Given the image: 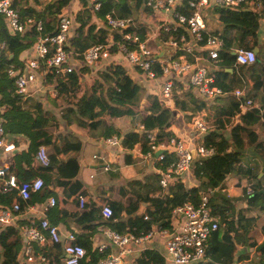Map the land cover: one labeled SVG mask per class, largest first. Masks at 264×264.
Instances as JSON below:
<instances>
[{"label":"trees","instance_id":"1","mask_svg":"<svg viewBox=\"0 0 264 264\" xmlns=\"http://www.w3.org/2000/svg\"><path fill=\"white\" fill-rule=\"evenodd\" d=\"M46 1L14 0L12 6L22 19L33 17L35 20H41L44 26L43 34L55 33L58 16L67 12L71 26L66 50L73 54L72 58L81 60L86 49L94 45H104L111 39L119 40V33L105 25L107 14L119 18L133 17L140 13L143 0H99L101 8L94 15L89 0ZM253 1L254 7H257L253 12L221 8L214 11L221 20V30H216L213 34L220 36L224 42L223 49L219 52V66L223 67V70H234V50L254 51L257 48L259 22L264 18V0ZM74 2L77 4L75 13L70 10ZM101 22L104 26L98 25ZM125 31L131 30L128 28ZM137 34L143 36L144 30L141 29ZM36 37L33 27L22 34H10L4 18L0 16V44H4V49H0V120L7 138L8 135L22 136L28 141L26 151L13 155L11 173L16 176L18 182L37 177L43 180V190L33 194L28 205L42 203L53 196L56 204L49 212L51 224L57 225L58 220L70 217L78 224L89 225L86 227L88 230L93 231L95 223L99 222L120 235L145 234L152 225L169 228L170 213L174 208L187 202L197 205L200 192L219 189L227 175L240 169L238 158L245 145L243 139H248L247 135L249 139H255L252 128L264 119V114H260L258 109L252 108L241 117L240 125L232 128L228 140L219 134H210L205 138L206 146L214 148L215 153L200 164L194 163L192 171L193 179L198 183L197 187L188 188L179 181L174 182L170 185L168 194L156 198L150 191L143 194L139 188L113 185L101 190V200H90L83 194V187L77 180V158L81 142L77 136L61 134L60 123L66 126L75 125L77 129L86 131L96 139L116 136L120 139L123 149L132 150L134 146L139 145L141 152L145 154L144 134L132 129L122 136L114 129L113 120L120 117H136L145 132L157 131L159 137H168L171 135L164 130L172 115L170 110L162 108L160 96L159 99L153 95L147 96L145 89L129 76L122 63L124 60L117 54L115 46L111 49V53L115 54H111L106 60L108 64L104 69L95 71V77L88 88L82 90L79 75L90 73L94 67L83 66L69 74L66 81L56 80L57 96L48 98L46 105L58 110L60 119L46 111L41 102L28 103L30 100L14 94L13 80L5 71L12 66L22 72L24 60L29 57ZM161 40H166V36ZM234 76L222 71V78L217 77V86L223 91L229 90L235 84ZM51 79L52 75L48 74L44 84L50 85ZM173 84L177 87L176 82ZM252 85L254 90L259 87L264 89V75L253 78ZM178 89L182 90L179 86ZM190 90L191 88L183 90L181 96L174 99L173 105L176 110L189 113L191 118L201 112L205 104ZM225 112L228 117L233 116V111L229 112L228 108ZM218 124L221 126L220 120ZM40 146H44L49 158V167L46 169L36 168L35 153ZM172 161L170 156H165L162 162L154 164L157 169L162 170ZM49 185H52L53 189H49ZM15 193V190H12L10 194L0 195V205L11 204ZM214 194L215 192L209 198V205L212 212L220 217L219 226L207 240L208 261L197 264H232L246 260L248 255H242V252L250 248L254 249L256 259L248 264H264V241L257 244V233H253L255 227L257 228L255 221L245 218L241 211L235 213L233 205L224 196ZM81 195L84 198L82 208L78 202ZM257 197L255 194L248 197V205L258 202ZM105 206L112 212L109 219H103L100 214ZM142 206L146 208L143 213L140 212ZM148 206H151V209ZM262 207L264 209V206ZM23 211L24 209L20 213ZM144 216H147L149 221H145ZM260 229L264 235V227ZM81 244L85 249V257L80 264H97L107 255V252L99 253L93 249L87 241H82ZM21 247L17 228L12 225L0 227V264H23L18 258ZM51 250L53 254L47 255V264H59L61 245H53ZM134 264L166 263L157 252L144 250Z\"/></svg>","mask_w":264,"mask_h":264},{"label":"built area","instance_id":"2","mask_svg":"<svg viewBox=\"0 0 264 264\" xmlns=\"http://www.w3.org/2000/svg\"><path fill=\"white\" fill-rule=\"evenodd\" d=\"M14 0H0V16L4 18L6 27L10 34H22L33 27L37 37L31 47L29 57L24 60L22 72L15 70L12 66L6 69L5 74L13 80L14 94L28 99L29 88L42 80L39 90L45 88L46 76L52 75L49 89L46 95L52 98L57 96L56 80H67L72 72L76 71L75 63L79 61L80 66L95 67L99 62L107 60L113 46L117 54L128 66L139 70L147 79H162L160 83L161 106H165L178 97L173 81L166 78L174 75L185 79L187 85L204 101L215 97L226 95L220 88L214 85V79L206 67L200 64L204 59L219 62V52L223 49V39L207 30L203 11L205 8L217 6L227 10H245L253 12V0H187L176 7L178 0H143L140 14L145 16L136 21L132 17L119 18L113 14L105 16V25L112 31L119 33L118 41L109 40L104 45H94L84 51L81 60L72 58L67 52V41L71 26V19L67 12L58 16L57 31L53 34H43L44 26L41 20L33 17L21 18L14 10ZM54 0H47L52 2ZM91 12L94 15L101 8L99 0H89ZM182 2V1H181ZM264 20V18L262 19ZM131 31H125L127 29ZM144 30L143 36L137 34ZM166 36L167 49L172 50L174 57L159 59L150 41L155 38ZM4 49V44H0ZM234 66L248 68L256 62V55L252 50L236 49L233 51ZM233 95L239 102L238 107L245 114L252 109V101L247 99L242 92L235 90L228 93ZM193 128L202 136L198 139L195 150H190L184 140L175 136H158L157 131L145 132L142 125L138 131L144 134L146 152L140 150L139 164L146 160L162 162L165 156L172 158V163L165 169H157L156 181L158 190L153 197L168 194L170 185L174 182L185 181L184 176L191 173L193 176V165L211 158L215 150L207 147L204 135L209 132V126L200 115L192 120ZM102 145L107 147H121L120 139L116 136L102 138ZM141 148V147H140ZM0 150L7 156V160L0 163V195L10 194L15 190V199L7 206L0 205V227L12 225L18 229L22 247L19 253V262L23 264H47V255L51 246L61 245L62 258L59 264H80L85 257V249L77 240V234L72 231H61L57 226L50 223L48 212L55 207L56 199H47L41 210L39 219L28 220L25 224H19V215L22 209L35 211V207L28 205L33 194L43 190L44 182L40 177L32 180L18 182L16 176L11 173L13 162L11 156L16 150L15 144L9 141L4 134V126L0 120ZM157 154V155H156ZM99 160V171L102 174L113 173L108 160L93 156ZM36 165L39 168L49 167V158L44 146H40L35 153ZM154 177V178H155ZM93 178V176H90ZM215 190L208 189L200 192L199 203H184L174 208L170 213L169 228L152 225L150 229L141 235L126 233L123 235L110 228L99 229L108 240L107 244L96 247L99 253L107 252L97 264H134L135 259L141 253L142 247L152 242L155 238L163 240L165 256H161L166 264H197L208 261L206 248L207 240L219 226L220 217L213 213L209 198ZM249 194V193H248ZM79 207L84 205V198L79 197ZM151 207V206H150ZM103 219H109L112 215L109 207H103L100 211ZM145 221H149L144 216ZM131 256V260L128 257ZM232 264H246L245 262H234Z\"/></svg>","mask_w":264,"mask_h":264},{"label":"crops","instance_id":"3","mask_svg":"<svg viewBox=\"0 0 264 264\" xmlns=\"http://www.w3.org/2000/svg\"><path fill=\"white\" fill-rule=\"evenodd\" d=\"M182 1V2H181ZM187 0H178L176 7H179L181 4L186 2ZM77 4L74 2L70 8L73 13L76 12ZM216 9H220V7L212 6L205 8L203 11L204 19L206 22V15L212 16L216 19V25L218 28L210 29L207 26V30L210 33H214L216 30H221V20L219 16L214 13ZM224 9V8H221ZM69 11V10H68ZM260 28L258 31V44L257 48L254 49V53L256 55V62L248 67V68H239L234 66L232 69H224L220 67L219 62H215L212 60L204 59L200 62L201 65L206 67L208 71L211 73V76L214 79V85L217 86V77L219 79L222 78V71L227 72L228 74H234L235 84L226 92V95L218 96L209 101H204L198 98V96L192 91L191 93L197 97V99L205 104L204 109L201 110L196 115H200L203 121L209 126V132H207L203 137L205 138L210 134H219L222 135L226 140L230 137V132L232 128L236 125H240L241 117L244 115L238 107V100L231 94L235 90H238L243 93V95L252 101L253 109H258L260 114H264V89L259 87V89L253 88V78L257 76L264 75V20H260ZM215 35V34H214ZM160 38H155L150 41V46L154 49L156 56L159 59H165L168 57H174V53L172 50L167 49L165 44ZM75 67L82 68L79 64V61L74 62ZM123 66L126 68L129 76L136 80L144 89L146 94L156 96L157 98L160 96V83L162 79H147L144 74L131 68L123 62ZM108 61H101L96 65L90 73L85 75H79L80 85L82 90L88 88L91 82L94 79L95 71L102 70L106 67ZM78 70V69H76ZM78 72V71H77ZM166 78L171 79L173 82H176L175 90L178 92V97L181 96L182 91H187L190 87L187 85L185 79L178 78L174 75H169ZM42 79L38 77V81L33 84L28 90L30 96L28 99H32L35 101H39L43 104L44 109L48 112H51L58 119L59 112L58 110L53 109L51 106L46 105L47 99L51 98L50 95L45 94V90H48L49 85H45V88L39 90L42 85ZM85 81V84H83ZM178 86L182 88V90L178 89ZM218 87V86H217ZM219 88V87H218ZM41 89V88H40ZM159 99V98H158ZM237 106V108H236ZM164 109L170 110L172 115L171 120L165 128V133L170 134L171 136L178 137L186 143L187 147L194 151L195 147L198 144V139L202 138V136L193 128L192 120L196 116L190 118L189 113H183L175 109L173 102L162 106ZM229 109V112L233 111V116L228 117L226 115L225 110ZM248 112V110L246 111ZM245 112V113H246ZM218 120L221 121V126L218 124ZM114 129L118 130L120 135H124L128 133L130 130L138 131V126L140 125L138 122V118H130V117H120L113 120ZM218 126L219 129H218ZM59 131L61 134H66L68 136H77L81 142V150L78 154V163H79V173L77 176V180L81 183L83 187V194L87 196L92 201H99L102 199L103 188L107 186H129L132 189H140L141 193H146V191H150L152 195L156 193L158 190L156 178V168L153 160H146L143 164H139L140 157V146L136 145L132 150H125L117 147H107L100 143L102 138L96 139L95 137H91L86 131L77 129L75 125L66 126L63 123H60ZM253 133H255V139L252 140V137L247 135L248 139H243L244 148L238 158V171L233 172L226 176L225 180L221 184L219 189H216L214 192L215 195L224 196L234 207L235 213L236 211L243 212L245 218H251L255 221L257 228L255 227V231L253 233H257L256 241L257 244H261L264 241V235L260 231L261 227H264V119H262L256 126L252 128ZM139 132V131H138ZM140 133V132H139ZM121 137V136H120ZM9 138V139H8ZM8 140L14 142L16 150L11 156V160L13 162V155L18 154L21 151H26L28 147V141L22 136H10L8 135ZM93 156H98L108 160L111 164V168L114 170L113 173L102 174L99 171L100 161L97 159H93ZM5 154L0 150V163L2 160H7ZM64 158V157H63ZM37 168V166H36ZM93 176V178H90ZM185 181L183 182L186 187H197L198 183L193 179L191 173H188L184 176ZM49 189H53L52 185H49ZM205 192V191H202ZM254 192V193H253ZM249 193V194H248ZM255 194L257 197V201L253 205H248V197ZM53 197V196H50ZM49 197V198H50ZM47 199L42 203H37L31 206L35 207V211L24 210L19 215V224H25L28 220L31 219H39L41 213L39 212ZM215 201L217 202L216 198ZM151 209L150 206H148ZM145 206L141 207L140 212H145ZM50 212V211H49ZM48 212V219L50 221ZM52 218V217H51ZM73 218H66L65 220H58L57 226L61 231H72L77 234V240L81 243L82 241H87L91 244L93 249H96L101 244H107L108 240L104 237V235L99 232V229L108 228L105 225H100L99 222H96V227L94 230H88L86 227L89 225L86 224H78L74 221ZM24 222V223H23ZM259 233V236H258ZM153 250L160 254V256H165V250L163 245V240L161 238H155L152 242L145 244L142 250ZM53 254L52 250L49 254ZM141 253L139 252L138 255ZM242 255H248V259L238 262H251L255 260L254 249L250 248L248 251L242 252ZM139 257V256H138ZM137 257V258H138ZM62 258V251L60 260ZM136 258V259H137ZM131 260V256L128 257ZM135 259V260H136ZM135 262V261H134Z\"/></svg>","mask_w":264,"mask_h":264},{"label":"rangeland","instance_id":"4","mask_svg":"<svg viewBox=\"0 0 264 264\" xmlns=\"http://www.w3.org/2000/svg\"><path fill=\"white\" fill-rule=\"evenodd\" d=\"M144 16H145V14H142L141 15L140 13H138V14H135L132 18L134 20L138 21V20L142 19ZM206 22H207V26L210 29H216V28H218V26H215L216 25V19L213 18L212 16L209 17V15H206ZM101 23H98V25L104 26L103 23L102 24ZM76 69H81V68H79V66H78ZM83 84H85V81H83ZM146 95L149 96L148 94H146ZM28 100H30V101H28V103L35 102V100H32V99H28ZM241 261H243V260H241Z\"/></svg>","mask_w":264,"mask_h":264},{"label":"water","instance_id":"5","mask_svg":"<svg viewBox=\"0 0 264 264\" xmlns=\"http://www.w3.org/2000/svg\"><path fill=\"white\" fill-rule=\"evenodd\" d=\"M157 155V154H156Z\"/></svg>","mask_w":264,"mask_h":264}]
</instances>
